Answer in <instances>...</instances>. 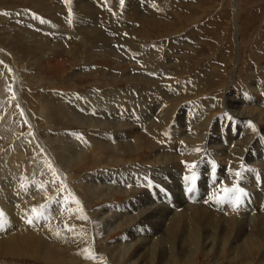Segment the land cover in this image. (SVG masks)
<instances>
[{
	"label": "rangeland",
	"instance_id": "obj_1",
	"mask_svg": "<svg viewBox=\"0 0 264 264\" xmlns=\"http://www.w3.org/2000/svg\"><path fill=\"white\" fill-rule=\"evenodd\" d=\"M69 8L72 12L71 23H69ZM4 12L9 14L3 15ZM33 13L48 23L34 19ZM263 56L264 0H124L123 4L121 0H71L70 5L66 4L65 0H0V61L3 62L0 63V175L7 173V170L13 171L9 169L11 165L5 169L4 167L11 157L18 153L23 159L18 165L22 175H26L29 179L38 178L46 188L50 184L59 187V180L52 175L48 163H51L56 170L61 168L66 171V168L62 167L67 165H63L64 163L57 157L63 155L64 150H71L73 142L82 139L87 131L72 124L75 122L69 120L68 116L63 118L57 113L59 109L55 107L56 100H65V98V101H70L72 98L78 100L80 97L85 98L87 102L97 95L104 93L106 96H111L113 91L119 90L126 92L127 97L133 100L140 99L143 102L142 97L138 95L139 92L146 94L151 92L150 94L154 95L159 91H176L179 100L190 103L193 110L200 108L201 111L205 110L203 119L209 118L206 117L208 108L212 109L210 111L213 114L212 120L227 115L224 120L219 121L220 124H217V131L219 132L222 123L226 122L225 132L233 128L230 134L239 138L245 130L253 128L254 121L242 124L236 129L240 121L247 119L230 113V109L225 105L226 96H234L240 104L243 100V104L247 105L246 109L256 111V116L260 115L259 112L262 113L261 117L264 116ZM150 67L154 70L152 71ZM157 67L162 69L157 70ZM129 92H135L136 97ZM163 98L164 96L159 103ZM49 101H53V107L49 105ZM194 103H197V107ZM42 105L50 109V120H46L47 110L44 111ZM95 105L92 103L91 107H96ZM198 105L201 107L198 108ZM182 106L187 107V105ZM160 110L161 108L158 111ZM64 112L67 113V109ZM150 120L144 123L145 126L155 122L156 115ZM188 120L189 116L185 115L178 125L187 127ZM194 121L199 122L198 119ZM193 122L192 125H195L196 123ZM193 128L194 126H188L187 129ZM182 130L185 131L186 128ZM172 132V125L170 127L169 123L164 132L165 143L168 141L173 145L177 141ZM76 136L81 138L76 139ZM207 136L204 137L206 141H208ZM263 137L262 131L255 130L254 140L257 138L259 153L262 152L260 155L264 154ZM223 144L229 143L227 141ZM67 150L66 153H69ZM177 150L179 151L178 148ZM205 151L207 152L201 153L196 158L191 156L193 150H190V153L183 156L188 161L180 159V168L165 170L160 164L154 165L149 162L148 151L140 157L136 153H131L128 154L127 163H122L120 168L116 166L107 171L110 174H114L115 171V173L126 172L132 178L137 176L136 178L142 179V186L140 184L141 188L139 187L138 190L144 191L148 195L147 198L153 200L157 198L155 202L166 203L164 205L171 208L176 205L175 192L176 195L194 192L196 195L194 203L201 204L202 199L207 197L205 192L209 194L219 185L216 180L221 179L223 175L230 177L229 171L224 170L233 166H229L230 161L226 159L218 163L216 157L209 153V149L206 148ZM90 152L88 149L86 154ZM247 152H250L248 147ZM259 153L254 150V154L259 155ZM186 163L195 164V169L188 168ZM211 163L213 165L215 163L214 169ZM253 166H261L264 169V165L261 164ZM248 167L240 168L241 171L237 172L243 173L249 169ZM193 171L196 172L198 180L193 190L189 192L187 189L192 185L186 182L184 177L191 175ZM71 172L76 174L75 179L78 182L81 178L103 173V166L83 163L71 167ZM241 174L239 178L232 176L233 179L223 181L225 182L223 186L241 182ZM219 181L222 184L221 180ZM252 186L254 185L249 187ZM120 187L116 182L113 183L105 192L107 194L104 193L102 198L100 196L99 204H93L91 210L97 211L103 207L109 208L111 205L112 209L117 210L126 201H130L133 192H123ZM78 190L80 189L75 190L76 194L81 193L79 198H82V192ZM61 192L68 193L66 190ZM110 192L115 196L109 197ZM244 193L243 189L244 200L253 202L256 207H263L257 197L252 196V198ZM67 200L70 201L68 194ZM83 202L84 204L87 202L85 205L89 204L84 196ZM128 208L132 209L131 206ZM210 210L223 213L214 208ZM242 212L246 215L245 209ZM253 213L256 214L257 211L254 210ZM224 214L226 217H231L235 213L231 211ZM126 230L125 227L120 229L103 244L122 240ZM146 230L149 231L150 227L148 226ZM95 231L102 237L103 228L100 224ZM221 241L219 238L216 239L215 247L209 255H205L204 248L200 249L197 257L191 259L192 264L215 262L261 264L258 252H254L256 257L250 255L246 258L240 255L241 252L232 250L228 245L223 250L220 249ZM36 261V258L31 260L23 257L20 264H42ZM8 262V257L0 256V263L8 264Z\"/></svg>",
	"mask_w": 264,
	"mask_h": 264
},
{
	"label": "bare ground",
	"instance_id": "obj_2",
	"mask_svg": "<svg viewBox=\"0 0 264 264\" xmlns=\"http://www.w3.org/2000/svg\"><path fill=\"white\" fill-rule=\"evenodd\" d=\"M157 68L159 70L160 67ZM150 69L152 68L150 67ZM179 85L183 86L180 83ZM260 86L262 87V85ZM257 88L259 89L260 87L258 86ZM150 93H137L142 97L143 102L140 99L134 98L135 100H133L125 95L126 92L119 90L113 91L111 96H106L104 93L100 94V96L97 95L92 100L88 99L87 102L85 98L81 99L80 97L78 100L75 98H72L70 101L67 100L68 102L65 101L66 98L65 100H56L55 107L59 109H56L57 113H60L63 118L68 116L69 120L72 119L75 122L72 124L77 125L76 127L87 129L85 134H82V139H79L81 136H76V139L79 140L73 142L71 150L68 149V151L66 149L69 153H66V150L63 149L64 154L60 155V157L56 156L61 159L64 163L63 165H67L62 167L66 168V171L61 168L57 170L59 177L67 185L66 192L75 193V198L82 204L83 212H79L77 210L78 206L67 200L68 193L62 194L61 190L65 189L61 188L60 183L58 188L55 186L56 184H50L46 188L38 178L29 179L26 175H22V171H19L18 165L21 164L20 161L23 159L18 153L13 155L4 167L5 169L11 165L12 167H9V169L13 171L9 172L6 169L7 173L0 175V209L6 214L3 218V224L0 226V256L8 257V264H20L23 257H28L31 260L36 258V262L42 264H192L193 261L191 259L194 256L197 257L200 249H205V255L211 253L215 247L217 238L222 240L220 249L223 250L228 245L232 250L241 252L240 255L246 258H249L250 255L255 256L254 252H258L261 264H264V187L258 184L259 179L264 180V169L261 166H253L256 164L264 165V154L260 155L262 152L259 153V143L256 142L257 138L254 140L255 130H258V132L262 131L264 135V116H260L262 115L261 112H259L260 115L256 116V111L250 108L246 109L247 105L245 106L246 103L243 104V100L240 104L234 96L227 95V103L225 105L230 109V113L236 114L235 116H244L247 119V121H240L236 129L241 127L242 124L254 121L255 130L249 126L251 129L242 130L244 131L243 135L237 138V136L230 134V130L233 128L225 132L226 122H223L220 131H217V124L219 121L224 120L227 115L224 117L218 116L212 120L213 114L210 112L212 109L208 108L209 111L206 112V117L209 116V118L203 119L202 115L205 113V110L201 111V106L199 105L200 111L193 110L190 103L179 100L176 91H159L158 93L155 91L156 94L154 95ZM129 94H133L136 97L135 92H129ZM163 96L164 98L159 103ZM195 96L198 95L195 94ZM52 102L49 103L51 107H53ZM247 102L249 101L247 100ZM92 103H95L96 107H91ZM196 104L195 107H197ZM182 105H187V107ZM42 107L44 111L47 110V116L45 115L46 120H50V109L43 105ZM64 108L67 109V113L64 112ZM160 108L161 110L158 111ZM79 112H82V114ZM155 115V122L145 126L144 123ZM185 115L189 116L187 125L194 126L191 130L187 129L188 126L186 127V125L184 128L183 125H178ZM194 119H198L199 122H195ZM202 120L205 122H202ZM193 121L196 123L195 125H192ZM138 122L139 124H137ZM169 123L170 127L172 125L173 128L172 135L177 140L173 145L168 141L167 143L164 142V132ZM185 128L186 130L183 131L182 129ZM206 135H208V141L204 140ZM227 141L228 145L223 144ZM247 147L250 149L249 153L247 152ZM206 148L209 149L210 154L216 157L215 160L217 159L218 163L223 159L230 161H228L230 163L229 166H233L224 170L229 171L230 177L235 176L232 171L236 173L240 168L249 166V169L243 172L244 174L239 172L243 186L241 189L245 190L244 194L257 197L258 201L263 204V207H256L253 202L244 200L242 195L239 202L240 207L234 208L232 203L227 201L218 203L216 198H224L230 195L225 192H218L219 186H223V183H225L223 181L233 179V177L230 178L223 175L219 179L222 184L219 180H216V183H219V185L213 188L214 192H209L210 198L208 203L207 197L202 199L201 204H195L192 199L187 200L183 193L176 195L175 192L174 202L176 205L174 208H171L168 205H164L166 203L160 204L150 197L147 198L148 195L144 191L138 190L142 186V179L136 178L137 176L130 178L126 172L115 173V171L113 172L114 174H110L107 171V169L111 170V168H115L116 166L119 167L122 163H127L128 154L136 153L140 157L146 151L150 154V163L154 165L160 164L164 170L166 168L178 169L180 168V159H185L183 156L190 153V150H193L191 156L197 158L201 153L207 152L205 151ZM88 149L91 152L86 154ZM254 150H257L260 156L254 154ZM61 152L63 153V151ZM260 157H262L261 160H259ZM186 160L188 161V159ZM83 163L103 166V173H97L93 177L81 178L77 182L75 179L76 174L74 175L71 172V167ZM210 165L213 164L211 163ZM30 171L31 167L29 168ZM110 182L112 184L116 182L120 185L123 192L132 191L133 195L130 201H126L119 208L116 207L117 210L112 209L113 206L111 205L112 207L110 206L109 208L103 207L98 209V212L94 210L95 213H93L94 211L91 210L93 204H99L100 196L102 198V195L112 186ZM256 183L257 188L255 186ZM140 184L141 186H139ZM250 185L254 186L249 187ZM77 189H80L78 191L82 192V198H79L81 193L79 195L76 194L75 190ZM51 194L52 196H50ZM207 194L205 192V196ZM213 194H215L216 198H214ZM192 195L195 198L194 192ZM83 196L89 202L88 205H85L87 202L84 204ZM110 196L115 195H113V192H110ZM42 205L46 207L41 208ZM212 205H220V211L223 213L210 210ZM130 206L132 209L128 208ZM33 208L42 211L44 216L40 219H35V214L32 212ZM243 209L246 210V215L243 214ZM254 210L257 211L256 214L253 213ZM231 211L235 213L234 216L226 217L224 213H230ZM83 215H86L88 219H82ZM29 219H33L32 224L28 223ZM99 224L103 228L102 237L95 231ZM69 226H74L75 230L69 232L67 230ZM148 226L150 227L149 231L146 230ZM124 227L127 230L123 231L125 236L122 234L124 236L122 240L103 244L108 238H111ZM56 232H59L60 236H57ZM85 249H91L96 255V259H86L83 254ZM219 253L221 254V252ZM236 253L239 255L238 252ZM216 263L218 264V262L214 264Z\"/></svg>",
	"mask_w": 264,
	"mask_h": 264
},
{
	"label": "snow or ice",
	"instance_id": "obj_3",
	"mask_svg": "<svg viewBox=\"0 0 264 264\" xmlns=\"http://www.w3.org/2000/svg\"><path fill=\"white\" fill-rule=\"evenodd\" d=\"M123 2H124V0H121V4H123ZM65 3L70 5L71 4V0H65ZM2 14L3 15H8L9 13L4 12ZM33 18L37 19V20H40L41 23H48V21L44 20L43 18L37 16L34 13H33ZM71 19H72V12H71V8H69V23H71ZM0 63H3V62L0 61ZM252 127L255 130V126L252 125ZM197 151H199V149H197ZM48 167H49V170L53 173V176L55 178H59V174H58L57 170L51 165V163H48ZM187 167L195 169L196 165L195 164H190V165H187ZM214 168H215V165H213V169ZM234 175L237 178L240 177V173L239 172L234 173ZM184 180L186 182H189L192 185L191 187H189L187 189L189 192H191L193 190V187L195 186V182L198 180V176H197L196 172L193 171L191 175L185 176ZM59 183H60L61 188L67 190V185L64 183L62 178H59ZM223 191L225 193H227V194H230V195L226 196L224 198H216L215 194H213L214 198L217 199L218 203H224V202L227 201V202H230V203L238 204L239 201H240L241 195H243V189L239 188L238 184H233V186H231V187H225V188H223ZM68 196L70 197V202L74 203L75 205H77L78 206L77 210L82 213L83 212V207H82L81 202L77 198H75L74 194H72L70 191L68 192ZM44 207H46V206H44V205L41 206V208H44ZM32 212L35 214V219H40V218H42L44 216V213L42 211L37 210L36 208H33ZM5 215L6 214L3 212V210L0 209V226H2V224H3V218H4ZM82 219L87 220L88 217L86 215H83ZM28 223L32 224L33 223V219H29ZM67 230L69 232H72L75 229H74V226H69V227H67ZM55 234L57 236H60L59 232H56ZM83 254H84L86 259H96V255L94 254V252L91 249H85Z\"/></svg>",
	"mask_w": 264,
	"mask_h": 264
}]
</instances>
